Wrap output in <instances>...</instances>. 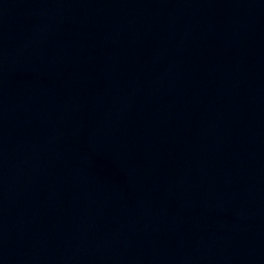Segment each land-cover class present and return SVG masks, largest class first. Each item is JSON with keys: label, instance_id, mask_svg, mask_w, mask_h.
Instances as JSON below:
<instances>
[{"label": "water", "instance_id": "95a60500", "mask_svg": "<svg viewBox=\"0 0 264 264\" xmlns=\"http://www.w3.org/2000/svg\"><path fill=\"white\" fill-rule=\"evenodd\" d=\"M29 264H264V0H168Z\"/></svg>", "mask_w": 264, "mask_h": 264}]
</instances>
